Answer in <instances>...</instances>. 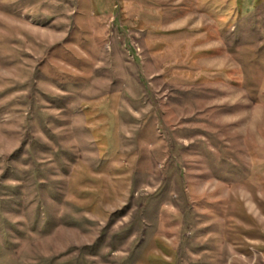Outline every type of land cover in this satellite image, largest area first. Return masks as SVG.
I'll return each mask as SVG.
<instances>
[{"label": "rangeland", "instance_id": "374dc122", "mask_svg": "<svg viewBox=\"0 0 264 264\" xmlns=\"http://www.w3.org/2000/svg\"><path fill=\"white\" fill-rule=\"evenodd\" d=\"M0 264H264V0H0Z\"/></svg>", "mask_w": 264, "mask_h": 264}]
</instances>
